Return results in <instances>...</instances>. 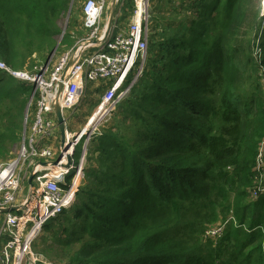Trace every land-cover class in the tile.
Segmentation results:
<instances>
[{"label":"trees","instance_id":"1","mask_svg":"<svg viewBox=\"0 0 264 264\" xmlns=\"http://www.w3.org/2000/svg\"><path fill=\"white\" fill-rule=\"evenodd\" d=\"M77 1L0 0V61L44 67ZM151 3L142 75L89 144L73 205L33 250L44 264H264V193L251 198L264 142V0ZM72 22L64 53L85 37ZM32 90L0 70V164L28 129Z\"/></svg>","mask_w":264,"mask_h":264},{"label":"built area","instance_id":"2","mask_svg":"<svg viewBox=\"0 0 264 264\" xmlns=\"http://www.w3.org/2000/svg\"><path fill=\"white\" fill-rule=\"evenodd\" d=\"M118 0L116 18L121 15L124 2ZM133 15L124 31L112 33L100 45L91 42L103 36L104 15L110 0H86L82 9V23L86 35L69 51L61 54L56 64L47 72L45 67L33 68L34 73L14 70L0 61V70L13 78L32 85L35 109L32 123L23 133L18 156L0 164V264H44V258L33 250V243L43 225L69 209L80 185L87 161V149L100 124L114 111L116 105L128 94L142 75L147 57L148 2L132 0ZM84 43H89L80 50ZM99 46V47H98ZM77 60L63 82L60 108L66 117L73 112L84 97L87 86L104 85L103 93L79 131L66 128L65 143L61 148L53 144L59 132L54 113L56 84L69 60ZM67 115V116H66ZM66 124V120H65ZM82 139L81 153L75 166L71 160L75 147ZM54 140L53 142H51ZM63 149H66L63 152ZM67 158L70 167H67ZM58 167H44L41 162H55ZM33 187L27 205L17 211L1 212L22 205V191L28 170L36 168ZM257 185L251 198L264 193V142L261 143L255 160ZM73 175L70 176V173ZM28 194V191H27ZM226 221L211 226L205 238L215 239L223 231Z\"/></svg>","mask_w":264,"mask_h":264},{"label":"rangeland","instance_id":"3","mask_svg":"<svg viewBox=\"0 0 264 264\" xmlns=\"http://www.w3.org/2000/svg\"><path fill=\"white\" fill-rule=\"evenodd\" d=\"M85 1L86 0H78L77 1V3L74 6L73 12L69 16V19L67 21V25H68L69 21L70 22L73 21L72 23H74V25H75V29H74V32H73L74 36L76 35V33H82V37L86 35V29L83 27L82 14H81V10L83 9V4H84ZM151 1L152 0H149V2H148V15H149V13L152 12V3H151ZM130 2H133V1L132 0L131 1L130 0H126L124 2V7L122 8V11H121L122 17L119 18L120 20L118 19L120 22H122V25H124V27L128 24V21L130 20L131 16L133 15V11H134V9L131 6L130 7L128 6V4ZM106 20H107V13L104 15V26H103L104 28H103V31L105 30ZM120 22H118V24L116 25L117 26V28L115 29L116 31H124V27L122 28L120 26ZM65 24H66V21L64 19V21L62 22V30L64 29ZM66 28H67V26H66ZM64 50L65 49H62V48L58 49L57 48L55 53H54V55L51 56V57L49 56L51 58V60H49V62L47 64L48 65L47 67L44 66L47 69L46 70L47 72H49L50 69L56 64L57 60L59 59V55ZM25 71L29 72L27 67L25 68ZM102 93H103V86H101V85L97 86L95 84L94 85L90 84V85L87 86L85 95L81 99V102L73 110V112H71L69 114L70 116L68 115L69 117L67 118V124L69 126L68 127L69 131H79V130H81V128L84 126L86 120L93 116L94 108H95L97 102H99V99H100ZM31 123H32V115H30V119H29L28 125H31ZM26 132H27V129H25L23 133H26ZM22 137H23V134H22ZM59 140H60V134L58 135V139L53 144L54 148L57 147V143H58ZM53 141L54 140H52L51 142H53ZM21 143H22V141H21ZM19 148H20V146H19ZM19 148L16 150L15 158L18 156ZM81 148H82V141L80 143H78L76 145V147H75V153H74V155L72 157V160H71V163H72L73 166H75L77 161H78V157H79V155L81 153ZM30 172H31V170L30 171L28 170L27 177L24 180V186H23V191H22V200L23 201H25L26 197H27L28 188L26 190L25 183H27V179H28V176H29ZM72 173L73 172L70 173V176L72 175ZM45 236H46V233H44L43 228H42V231L35 238V242L39 244L41 242V240H43V238Z\"/></svg>","mask_w":264,"mask_h":264},{"label":"water","instance_id":"4","mask_svg":"<svg viewBox=\"0 0 264 264\" xmlns=\"http://www.w3.org/2000/svg\"><path fill=\"white\" fill-rule=\"evenodd\" d=\"M72 2L70 3V7H69L67 14H66V17H65L66 24H65L64 29H63L60 37H59V40H58L56 46L54 47V49L52 50V52L50 54V57L54 55V53H55V51H56V49H57V47L61 41V38L64 35L65 29L67 26V21H68L69 16H70V10H71V6H72ZM117 2H118V0H110L108 8H107V20H106V25H105V30L103 32V36L101 39H97L91 43L96 44V45H100V44L104 43L105 40L109 37V35L112 33L114 25L116 23ZM88 44L89 43L82 44L80 47V50L83 49L84 47H86ZM49 58L45 64V67L48 66L47 64H48L49 60H51V58L50 59ZM76 60H77L76 57L71 58L69 60L67 66L65 67L64 72L62 73V75L60 77V81L56 84V96H55V100H54V113H55V117H56L58 128H59L61 148H63V145L65 143L66 125H65V118H64L62 110L60 108V96L62 93L63 82L68 78L69 72H70L71 68L73 67V65L75 64ZM32 97H33V94H32ZM65 150L66 149H63V152H65ZM70 164H71L70 160H69V158H67V167L66 168H69ZM39 165L44 166V167H46V166L47 167H58L59 166L58 160H56L55 162H50V163L41 162ZM36 169H37V167L33 168L31 170V172L28 176V179H27L28 194L26 197V201L18 207H13L11 209L3 210L1 212L17 211V210L23 209L27 205L29 198H30V193H31V190L33 187V179H34V176L36 174Z\"/></svg>","mask_w":264,"mask_h":264},{"label":"crops","instance_id":"5","mask_svg":"<svg viewBox=\"0 0 264 264\" xmlns=\"http://www.w3.org/2000/svg\"><path fill=\"white\" fill-rule=\"evenodd\" d=\"M120 16H121V15H120ZM118 17H119V16H118ZM120 26H121L122 28L124 27V25H122V23H120ZM126 27H127V25L124 27V29H125ZM70 49H71V48H70ZM70 49H67L65 52L69 51ZM63 53H64V52H63ZM60 55H61V54H60ZM60 55H59V56H60ZM89 85H90V84H89ZM69 116H70V115H69ZM69 116H67L66 119H65V120H66V124H65V125H66V128L69 127L68 124H67V118H68ZM59 141H60V140H59Z\"/></svg>","mask_w":264,"mask_h":264},{"label":"bare ground","instance_id":"6","mask_svg":"<svg viewBox=\"0 0 264 264\" xmlns=\"http://www.w3.org/2000/svg\"><path fill=\"white\" fill-rule=\"evenodd\" d=\"M81 140H82V139H79V141H81ZM72 175H73V173H72ZM72 175H71V176H72Z\"/></svg>","mask_w":264,"mask_h":264}]
</instances>
